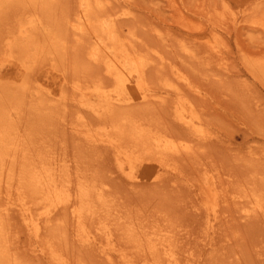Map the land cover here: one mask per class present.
Listing matches in <instances>:
<instances>
[{"label":"rangeland","instance_id":"rangeland-1","mask_svg":"<svg viewBox=\"0 0 264 264\" xmlns=\"http://www.w3.org/2000/svg\"><path fill=\"white\" fill-rule=\"evenodd\" d=\"M78 1L10 0L1 5L0 109L11 114L7 123L22 143V161L52 162L73 179L77 175L93 185H105L104 202L94 198L92 203L98 213L84 222L101 244L78 243L75 223L63 211L43 223L41 236L35 239L17 209L6 205L10 198L13 202L17 196L30 201L33 197L6 179L0 187V211L11 209L0 219V244L7 248L0 264H58L47 251L49 244L65 264H124L123 257L143 264L151 256L144 247L139 249L142 234L160 230L168 232L181 264H264V214L239 219L240 208L249 201H260L264 209V66L258 63L264 57V30L252 24L264 19V0H107L97 12L101 20L128 14L114 17V39L150 62L145 71L148 91L162 95L173 74H183L190 86L182 85V92L210 137L197 139L177 122L178 99L172 94L164 95V103L117 108L106 121L125 118L154 132L191 140L193 147L191 154L167 158L175 170L164 173L158 183L137 185L117 171L111 150L81 139L69 125L78 111L71 101L78 93L74 87L112 85L104 66L89 57L92 36L105 42L102 29L77 37L64 23L75 14ZM232 15L238 18L235 26ZM31 17L40 24L27 40L18 39L16 28ZM7 38L16 40L12 49H5ZM158 56L165 60L163 67L156 65ZM59 84L68 99L66 107L33 94L39 87L58 89ZM85 117L97 122L88 112ZM209 176L216 185V213L209 210L210 198L204 191ZM238 196H243L238 201L246 202L235 204ZM103 225L112 235L114 252L108 255L112 262L101 253L102 247L109 253L100 237ZM212 226L214 235L209 237ZM208 239L211 245L206 246Z\"/></svg>","mask_w":264,"mask_h":264},{"label":"bare ground","instance_id":"bare-ground-1","mask_svg":"<svg viewBox=\"0 0 264 264\" xmlns=\"http://www.w3.org/2000/svg\"><path fill=\"white\" fill-rule=\"evenodd\" d=\"M8 1L10 0H0V7ZM107 5V0H79L76 12L73 11L75 14L65 18L64 21L68 30L73 31L77 37L86 33L85 31L92 29L96 31L98 28L102 29V32L106 36L105 42L92 36L95 41L92 43L93 47L90 50L89 57L92 62L101 63L105 68V73L112 80L110 88L102 85H96L92 88L87 87L86 89L74 87L78 93L71 101L75 103L78 111L76 113L75 122L69 125L71 131L81 139H84L94 146L111 150L114 154L117 171L130 184L158 183L164 173L175 170L172 164L167 160L168 157H175L182 153L191 154L193 150L191 140L175 139L172 136L154 132L152 127L150 128L137 122H131L125 118L108 122L105 118L110 117V113H113L114 110L121 107H131L151 102H158V104L164 103L166 99L164 95L172 94L178 99L175 107L177 122L197 139L206 140L210 137L201 127L200 122L193 117L192 105L185 99V95L182 92L184 87L182 85H186L185 87H187L190 86V84L186 82L187 80L182 76L183 74L179 75L180 72L173 74V76L175 75L174 78L165 83V89L162 95L148 91L147 87H145V71L150 62L143 60L138 54L139 51L136 53L134 50L132 51L130 48H127L128 46L120 45L117 40L114 39L115 28L113 27L116 19H114V17H125L128 14L121 13L120 15H112L106 18V20H101L97 12L102 11ZM222 17L224 16L222 15ZM31 18L32 19L16 28L15 31L17 32L18 39L27 40L32 35V31L36 28V25L40 24L38 19L34 17ZM231 18V23H233L234 26L237 25L238 18L233 15ZM252 24L264 30V19L260 23L253 22ZM15 41L16 40L7 38L5 49H10L14 43H16ZM210 50L214 51L215 48L211 47ZM155 54L158 55V53ZM190 54L189 52L188 55ZM219 55L221 54L219 53ZM5 60L6 59H4V61ZM156 60V65L163 67V61H165L163 57L161 58L158 56ZM250 63L252 64V62ZM258 63L264 66V57H260ZM221 65L223 66L224 64L221 63ZM23 86V89H26L27 83L24 82ZM61 87L63 86H60V84L58 89H53L50 86L39 87L33 94L37 95V99L45 96V101L49 102L50 100L51 103L55 104L61 103L63 107H66L68 99L62 94L63 91ZM82 90H84V92ZM196 92L198 91L196 90ZM41 103L43 104V102ZM86 112L96 117L97 122L94 124L89 122L85 117ZM0 115V187L3 182L8 179L10 183L15 182V188L18 190L20 188L22 194L27 193V195L33 197L30 201L26 200L25 196H21L20 198L17 196L13 202L10 198L6 205H10L17 209L25 229H27L35 239L40 238L43 223L47 224L53 219L54 214L63 211L66 213L68 212L75 223L77 233H75V236H77L76 240L78 243L87 247H93L98 243L101 244V242L97 241V235L95 236V233L93 234L86 230L84 222L87 219H93L98 213L92 203L94 198L100 203L104 202L103 187H105V185H93L77 175L73 179L64 172L59 165L52 162L49 164L41 163L40 165L35 162L31 164L22 161L24 155L21 156L19 154V147L22 143H19L17 136H13L12 127H10L11 124L9 125L7 123V120L11 118V114L2 112V109H0ZM112 115L113 114H111V117ZM16 150H18V152ZM213 178L212 176L205 178L204 184L206 187L204 191L210 198L209 210L212 211V213H216L218 205L216 202V185ZM236 199L234 203L237 205L246 202L238 201L239 199H243V196H238ZM95 201L94 203H96ZM245 204V207L240 208L241 214L239 219L248 220L258 214H264L263 205L260 201L256 200L255 203L249 201V206H247V203ZM10 209L9 206L4 207L0 211V219L6 217ZM206 210H208V208H206ZM207 224H209V222ZM214 228V226L211 227L209 237L214 235ZM100 230L105 231L106 225H103ZM208 230L209 226H207V232ZM97 231L99 232V230ZM168 235V232L165 230L142 234L144 238L143 241H139V249L142 251L144 247L151 256L150 259L143 264H181L174 252L172 242L168 240ZM100 237L105 238L106 246L109 249L108 253L105 248L102 247L101 253L109 262H112L110 257H108L109 254L114 252L112 246L113 241L111 239L112 235L105 231L101 232ZM206 237H208V235ZM205 245H211V239H208ZM55 249L53 245L49 244L47 247L49 255L56 263L65 264L62 258L63 256ZM37 251L42 253L39 249ZM6 254L7 248L5 244H0V259L5 258ZM123 260L124 264H132L130 260H125V257H123Z\"/></svg>","mask_w":264,"mask_h":264}]
</instances>
